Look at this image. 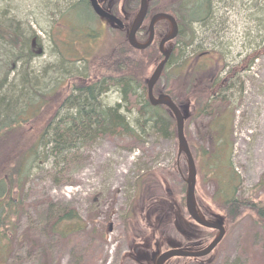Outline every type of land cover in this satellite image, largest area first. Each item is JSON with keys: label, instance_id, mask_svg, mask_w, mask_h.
<instances>
[{"label": "rangeland", "instance_id": "374dc122", "mask_svg": "<svg viewBox=\"0 0 264 264\" xmlns=\"http://www.w3.org/2000/svg\"><path fill=\"white\" fill-rule=\"evenodd\" d=\"M78 1L0 0V18L17 22L19 37L27 42L26 52L32 55L28 57L25 51L19 54L22 42L10 52L0 49L1 93L11 84H19L22 66L27 64V70L42 75L37 84L38 92L57 88L59 97H66L69 86L63 85L65 80H62L55 88L56 81L73 70L80 73L84 64L75 58L73 64L67 65L60 53L65 49L82 51L84 58L88 59V53L98 52L104 43L122 37L121 32L104 28L96 22L91 28L94 30L92 35L98 38L88 42L84 37L92 21L88 12L83 6L68 10ZM216 21L219 25L223 22L225 28L219 29L218 26L214 33H210L207 26ZM191 28L194 36L191 45L178 59H174L155 84L167 93L177 91L181 77L185 76L182 71H177V65L197 57L196 63L207 64L210 58L202 55L207 50L213 61L219 63V78L216 77L219 80L226 77L225 74L220 76L223 66L230 71L249 55L254 59L251 67L239 71L234 81L237 86L242 83V94L234 93L230 98L233 106L228 143L231 145V169L237 179L235 182L226 181V184L229 182L228 187L223 182L219 188L217 180L207 176L199 156L201 149L214 150L213 139L206 133L205 126L211 127L214 113H221L229 105L217 101L212 108L215 112H209L211 115L189 116L184 124V136L196 169L195 200L223 218L225 228L221 242L199 264H264V234L255 214L245 204L239 210V216L231 221L222 206L227 192L229 196L233 193L240 202L264 201V0H211L210 17L192 24ZM32 38L37 39V45L31 49ZM74 42L76 45L73 46ZM39 47L43 53L37 56L34 53ZM11 53L20 57L16 58ZM146 54L135 56L137 59L141 56L147 58ZM157 63L155 59L150 65L146 62L142 85ZM212 66L217 67L216 63ZM154 89V96L167 95ZM101 101L104 106L112 107L119 103V95L112 90ZM55 110L53 107L47 112L52 116ZM193 111L191 106L189 114ZM48 118L50 120L47 115L45 120L28 122L22 132L28 138H36L38 130L48 123ZM3 145L11 146L3 143L0 147ZM182 157V154L177 155L176 139L163 140L148 132L140 142L129 138L97 139L74 151L59 165H55L54 159H36L22 175L16 198L19 206L8 233L9 255L1 257L0 264H117L121 256L130 252L123 240L121 219L132 198L134 181L153 172L156 177H163L161 187L166 183L172 186L170 191L175 199L184 198L185 182L182 183L177 176L178 171L172 169L174 163L180 162L177 168L185 164L180 160ZM224 174L228 175V172L225 170ZM261 181V187L256 188ZM48 209L58 214L73 210L86 224L85 231L71 234L66 239L51 234V222L46 225L41 218ZM68 224L70 222L63 223L59 228ZM206 231L207 246L217 232ZM168 237L179 239L174 229ZM185 261L186 264H194L192 260Z\"/></svg>", "mask_w": 264, "mask_h": 264}, {"label": "trees", "instance_id": "16d2710c", "mask_svg": "<svg viewBox=\"0 0 264 264\" xmlns=\"http://www.w3.org/2000/svg\"><path fill=\"white\" fill-rule=\"evenodd\" d=\"M156 1L155 12L172 15L178 25V35L173 41V51L164 73L174 62V59H178L185 48L187 49L191 45L194 39L192 24L204 22L210 17L211 0ZM133 3L135 7L136 1ZM76 6H83L91 17L92 21L87 27L88 32L84 37L88 42L95 41L98 37L92 35L94 30L91 25L98 20L92 14L87 0H80L72 4L68 10ZM128 6L132 8L131 21L137 8H133L132 5ZM16 24L14 19L3 20L0 18V49L10 52V49H16L22 42L23 47L21 52L19 51L21 54L22 51H27V42L19 37ZM218 25V21H216L208 24L207 29L210 30V33H214ZM167 31L168 28L165 30L162 23L155 27L154 42L144 52L133 50L128 45L123 33H121L120 39L104 43L98 52L88 53L90 60L84 58L82 51L65 49L63 53H60L66 59L67 63L65 64H73L75 58L78 59L77 62L84 64L80 73L73 70L66 73V76L61 75V80L56 81L55 88L60 85L62 80H65L63 85L69 86L70 90L68 89L69 93L66 97H59L56 92L57 88L44 93L38 92L37 84L42 75L39 76L35 71L27 70V64L22 66L18 85L11 84L4 93H1L3 83L0 81V146L3 143L11 145L0 147V259L9 255L10 237L8 233L12 225L11 220L15 217L16 208L19 206V201L16 198L22 175L36 159L40 157H43L44 161L54 159L55 165H59L80 147L89 145L100 138H129L133 142H140L142 136L152 132L163 140L176 139V125L171 114L164 107L150 106L147 100V89L141 82L146 62L151 64L154 59L157 62L162 59L157 41L165 36ZM70 32L73 33V31ZM75 37L77 36L75 35ZM147 38L148 31L144 37L137 39L143 42ZM74 45L76 42L73 43ZM145 53H147V58L141 56L137 59L135 56V54ZM26 54L28 57H32L30 52H26ZM12 55L16 58L20 57L15 53ZM249 56L230 70L224 80L222 79L223 82L217 80V73L214 77V72L207 71L206 66L196 63L198 57L192 61H182L176 69L182 71L185 76L181 77L178 90L167 93L158 84L154 89L155 92L157 89L158 92L167 94L178 107L193 106L195 110L193 117H198L201 114L203 116L211 115L209 112H215L212 111V108L217 101L229 105L230 109L226 107L221 113H214L211 127L205 126L206 133H209L210 138L213 139L214 150L210 152L201 149L199 153L207 176L216 179L219 188L222 187L223 182L237 180L231 169V145L228 143L231 107L233 106L230 98L234 93L239 96L242 94V83L237 86L234 81L238 78L239 71L251 67L254 59L251 58V55ZM112 90L119 95V103L112 107H106L102 104L101 98ZM24 98L26 100L22 102ZM53 107L57 110L51 116L47 110ZM47 115L50 120L48 118L46 121H49L44 128L38 130L37 137H26L22 132L24 126L31 121L45 120ZM133 115H135L134 118ZM222 122L228 123L225 125ZM31 138H35V140L29 142L28 140H32ZM48 145L51 146L48 147ZM180 160L185 162L184 157ZM223 161L225 162L224 167ZM179 164L180 162L174 163L172 169L178 171L177 176L184 183L186 163L177 168ZM225 170L228 175L224 174ZM148 175L139 176L134 181L132 198L121 219L122 236L128 249L136 244L151 243L158 236L167 238L175 228L171 211L179 208L175 212V217L181 215L183 218V215H186L184 198L175 199L174 194L170 191L172 186L167 183L161 187L160 183L163 177H156L153 172ZM222 177L225 178L222 180ZM225 185L228 187L229 182ZM261 185L262 181L257 184L256 188L259 189ZM229 195L227 192V199L222 205L227 218L231 221L234 220L239 216V210L246 204L255 214L257 223L259 222L258 224L261 225L264 234V201L240 202L233 197V193L231 196ZM201 205L200 202L197 203L199 213L212 219L211 214L214 215V213ZM41 218L46 225L51 222L49 228L51 234L63 239L86 229V224L73 210H65L58 214L48 209L41 215ZM69 222L70 224L64 228H59L63 223ZM207 232L206 239H208ZM131 254V252L125 253L119 258L117 264H136Z\"/></svg>", "mask_w": 264, "mask_h": 264}, {"label": "water", "instance_id": "95a60500", "mask_svg": "<svg viewBox=\"0 0 264 264\" xmlns=\"http://www.w3.org/2000/svg\"><path fill=\"white\" fill-rule=\"evenodd\" d=\"M88 5L93 12V14L100 20V22L112 29H117L122 31L124 29L123 24L114 16L108 14L104 11L98 4L97 0H87ZM138 11L129 26V29L126 34V40L128 45L136 51L146 50L153 42L154 38V25L157 22L165 21L168 23L169 30L168 33L161 39L158 44L159 54L162 56L161 61L156 64L147 80H145V85L147 88V99L152 107H164L171 114L172 118L175 121L176 125V140H177V153L179 155H184L187 166V174L184 180L185 182V195H184V204L185 210L189 218L196 223L198 226L215 230L216 236L214 239L199 253H190L178 248H170L166 252L158 255L156 260L153 261V264H164L167 260L171 258H202L211 254V252L216 248V246L221 242L225 235L224 220L221 217H217L214 221L206 220L199 214L197 210V204L195 200V182H196V169L195 165L189 151L188 144L184 136V123L189 118V106L178 107L169 96L159 94L154 96L153 89L155 84L161 77V74L172 54V45L171 43L175 40L178 35V26L175 19L166 13H157L150 17V22L148 25V38L144 43H140L136 39V34L140 27L142 26L148 9V0H139ZM165 44H168V47L165 48ZM36 46L35 39H32V46ZM42 49L39 47L34 53L37 56L42 54Z\"/></svg>", "mask_w": 264, "mask_h": 264}, {"label": "flooded vegetation", "instance_id": "af4514ba", "mask_svg": "<svg viewBox=\"0 0 264 264\" xmlns=\"http://www.w3.org/2000/svg\"><path fill=\"white\" fill-rule=\"evenodd\" d=\"M97 1H98L99 6L104 11H106L108 14L114 16L115 18H117L123 24V26L125 27V29L123 30V34L126 35L128 27H129L131 21H133V19H134V18H132V20L130 21V12L132 11V8L129 7L128 5H132L133 8H137V11H138L140 1L139 0H97ZM135 1H136L137 5H135V7H134L133 2H135ZM155 5H157L156 0H148L147 14H146V17H145V20H144L142 26L140 27V29L138 30V32L136 34L137 38L138 37H144L146 31H148V25L150 22V17L157 14L155 12L156 8H154ZM161 23L165 27V30L167 28H169L167 22H165V21L157 22L153 28L154 38L156 37L155 27H157ZM218 24H219V21H218ZM218 26H219V29L221 27L225 28V26L223 25V22H221L220 25H218ZM216 30H217V28H216ZM159 36H162V34H159ZM163 37H165V36H163ZM202 55H204V57L206 59L210 58L209 63L203 64V66H206V69H208L207 71H210V72L211 71L212 72L218 71L219 72V70H217L219 63L216 62V60L213 61V57L210 55L209 51L207 50L206 52H203ZM215 63H216L217 67L212 66ZM223 68H224V66L222 67L223 72L220 73V76L222 74L223 75L225 74V76H226V74H228V72H229L228 69L225 70ZM218 72H217V77L219 78ZM215 75L216 74H214V77H215ZM217 80H219V79H217ZM223 80H222V82H223ZM192 117H193V115L191 116V118ZM227 123L228 122H226L225 125H227ZM177 210H179V208ZM177 210H175V211L173 210V211H171V213H172V221H173V223L175 222L174 230L176 231L177 234H179V239L178 240H172L169 237L161 238L158 236L157 239L152 240L151 243H147L146 245H142V244L134 245L132 248H129V250L132 253L131 257H133V260L136 262V264H153V261L156 260V257L158 255L166 252L171 247L179 248L180 250H185V251L190 252V253H199L206 247V243H207L206 230L207 229H204V228L196 225L187 216L186 212H185L186 215L185 216L183 215V218L181 215H178L177 217H175L176 216L175 212ZM211 216H212V219H209L206 216H203V217L206 220L214 221L216 219V216L213 214H211ZM212 231H214V230H212ZM207 257L208 256H206L204 258H190V259H188V258H171V259L167 260L164 264H186L185 260H192V263L199 264V263H202Z\"/></svg>", "mask_w": 264, "mask_h": 264}, {"label": "bare ground", "instance_id": "6f19581e", "mask_svg": "<svg viewBox=\"0 0 264 264\" xmlns=\"http://www.w3.org/2000/svg\"><path fill=\"white\" fill-rule=\"evenodd\" d=\"M32 39H35V42H36V45H37V39L36 38H32ZM32 39H31V41H30V47L32 46ZM43 51V50H42ZM43 53V52H42ZM42 55V54H41ZM233 68H235V67H233ZM233 68H231V70L233 69Z\"/></svg>", "mask_w": 264, "mask_h": 264}]
</instances>
